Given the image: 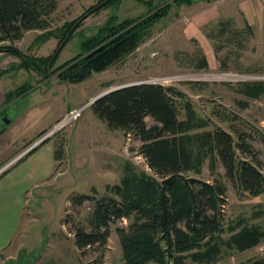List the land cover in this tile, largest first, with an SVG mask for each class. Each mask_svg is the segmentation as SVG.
<instances>
[{
  "label": "rangeland",
  "instance_id": "374dc122",
  "mask_svg": "<svg viewBox=\"0 0 264 264\" xmlns=\"http://www.w3.org/2000/svg\"><path fill=\"white\" fill-rule=\"evenodd\" d=\"M176 1L118 0L116 5L83 18L72 37L63 42L66 26L81 19L102 0H58L48 30L31 31L20 41L2 44L20 51L26 59L49 61L42 67L54 65L38 73L26 67L22 57L0 53V172L52 132L47 141L55 143L62 159L52 180L36 187L27 197L20 230L3 254L1 264H122L116 234L122 223L111 227L104 248L80 251L75 246V229L86 225L93 202L76 207L71 202L73 197L106 195L107 187L120 184L127 162L152 175L139 152L142 143L134 133L110 130L95 116L92 105L88 106L104 92L159 78L200 75L201 81L163 79L159 84L184 93L199 115L229 133L250 136L247 124L264 131V97L248 100L239 88L240 83L264 81V0ZM155 13L165 16L156 21L143 44L121 63L81 84L58 79L57 69L85 54L84 44L103 29L125 21H143ZM58 49L60 54L55 60ZM201 57L207 59V70L198 69ZM222 74L230 75L227 81L215 80ZM237 76L251 79L237 81ZM8 93L12 94L6 98ZM238 101H247L249 107L242 109ZM81 108L84 110L77 120L55 130L71 111ZM180 110V119H184ZM213 111L233 114L235 118L224 123ZM146 122L148 126L155 125L150 117ZM248 141L260 153L264 174V143L256 138ZM219 173L227 187L226 224L242 220L243 225L264 229V216H256L264 212V194L241 196L225 177L223 168H219ZM198 178L213 182L209 163H205ZM229 236L225 234L224 238ZM261 258L264 241L246 252L230 250L215 264H245ZM186 264L197 263L188 260Z\"/></svg>",
  "mask_w": 264,
  "mask_h": 264
},
{
  "label": "trees",
  "instance_id": "16d2710c",
  "mask_svg": "<svg viewBox=\"0 0 264 264\" xmlns=\"http://www.w3.org/2000/svg\"><path fill=\"white\" fill-rule=\"evenodd\" d=\"M117 2L102 0L81 19L68 24L63 42L72 37L83 18ZM57 7L58 0H0V53L22 57L26 67L38 73L52 67L54 63L42 67L49 61L26 59L20 51L2 44L20 41L31 31L48 30L49 18ZM163 16L155 13L143 21H125L103 29L84 44L85 54L57 69L58 79L81 84L95 74L108 71L134 53L143 44L149 29ZM59 54L58 49L53 58L56 60ZM198 69H208L205 57L200 58ZM239 88L248 100L264 97V81L240 83ZM237 103L242 109L249 107L247 101ZM91 109L110 130L127 135L134 133L142 143L139 152L152 175L127 162L120 184L107 187L106 195L100 198L78 195L71 199L76 207L93 202L86 225L75 229V246L80 251L106 247L111 227L119 223L122 225H118L116 234L122 264H186L188 260L215 264L230 250L246 252L264 241V229L259 226L243 225L242 220L226 224L227 187L219 173V168H223L225 177L241 196L264 194L260 153L248 141L256 138L264 143L263 130L247 124L250 136L229 133L199 115L181 91L154 84L114 91L98 99ZM180 109L184 119H180ZM213 114L224 123L235 118L220 111ZM149 117L155 125H147ZM48 142L45 140L24 158ZM61 153L55 148L57 161L62 159ZM206 162L213 182L198 178ZM256 216H264V212ZM225 234L230 236L224 238ZM245 264H264V258Z\"/></svg>",
  "mask_w": 264,
  "mask_h": 264
},
{
  "label": "crops",
  "instance_id": "0c3cea01",
  "mask_svg": "<svg viewBox=\"0 0 264 264\" xmlns=\"http://www.w3.org/2000/svg\"><path fill=\"white\" fill-rule=\"evenodd\" d=\"M54 121L55 118L49 123ZM32 145L25 151L35 144ZM24 157L0 178V264L3 254L10 249L13 239L20 230L27 197L36 187L52 180L58 163L55 158L54 142H49L30 156Z\"/></svg>",
  "mask_w": 264,
  "mask_h": 264
},
{
  "label": "built area",
  "instance_id": "2783aa9c",
  "mask_svg": "<svg viewBox=\"0 0 264 264\" xmlns=\"http://www.w3.org/2000/svg\"><path fill=\"white\" fill-rule=\"evenodd\" d=\"M199 76L200 75H193V76L183 77L182 75H179V76L171 77L169 79L159 78V79H155L154 81H150L149 83H146V84L160 85L159 82L161 80H163V79H164L165 82H172V81H176V82H182V81H201L202 79L199 78ZM218 76H219V78H216L215 80H217V81H227L228 80V77L230 75H228V74H222V75H218ZM250 79L251 78L237 76V79H235V80H237V81H248ZM161 86H163V85H161ZM83 110H84V108H81L80 110L71 111L69 113V115H67L66 118L55 128V130H59V129L67 126L72 121L77 120L81 116ZM51 134H48L47 136H45L44 138H42L41 140H39L31 149H29L26 153H24L23 155H21L20 157H18L7 168L3 169L0 172V174L3 173L4 171H6L7 169H9L14 164H16L19 160H21L24 156H26L31 150H33L34 148H36V146H39L41 143H43L45 140H47V138H49Z\"/></svg>",
  "mask_w": 264,
  "mask_h": 264
},
{
  "label": "water",
  "instance_id": "95a60500",
  "mask_svg": "<svg viewBox=\"0 0 264 264\" xmlns=\"http://www.w3.org/2000/svg\"><path fill=\"white\" fill-rule=\"evenodd\" d=\"M63 45H64V43H62V45L60 46V48H61ZM140 84H146V83H140ZM140 84H134V85H140ZM134 85H128V86H123V87H119V88L110 89V90L104 92L103 94L99 95L98 97H96L94 100H92V101L88 104V106H89V105H93L98 99H100V98L106 96L107 94H110V93H112V92H114V91H117V90H120V89H122V88H126V87H129V86H134ZM6 123L9 124V121H7Z\"/></svg>",
  "mask_w": 264,
  "mask_h": 264
}]
</instances>
